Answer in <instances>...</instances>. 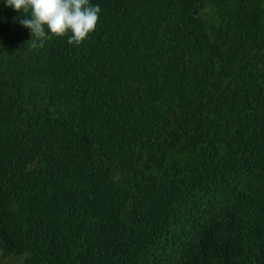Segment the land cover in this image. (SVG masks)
<instances>
[{"label":"trees","instance_id":"trees-1","mask_svg":"<svg viewBox=\"0 0 264 264\" xmlns=\"http://www.w3.org/2000/svg\"><path fill=\"white\" fill-rule=\"evenodd\" d=\"M90 2L0 0V264H264V0Z\"/></svg>","mask_w":264,"mask_h":264},{"label":"clouds","instance_id":"clouds-1","mask_svg":"<svg viewBox=\"0 0 264 264\" xmlns=\"http://www.w3.org/2000/svg\"><path fill=\"white\" fill-rule=\"evenodd\" d=\"M24 15L18 22L31 31V47H44L54 36L68 35L70 45H81L98 26L99 5L90 0H4Z\"/></svg>","mask_w":264,"mask_h":264},{"label":"rangeland","instance_id":"rangeland-1","mask_svg":"<svg viewBox=\"0 0 264 264\" xmlns=\"http://www.w3.org/2000/svg\"><path fill=\"white\" fill-rule=\"evenodd\" d=\"M207 12L209 14V21L213 27L217 26L219 21V15L217 14V10L215 12V9L213 6L208 5L207 6Z\"/></svg>","mask_w":264,"mask_h":264}]
</instances>
